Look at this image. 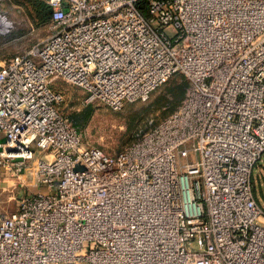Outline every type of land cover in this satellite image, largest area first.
I'll list each match as a JSON object with an SVG mask.
<instances>
[{
  "label": "built area",
  "instance_id": "1",
  "mask_svg": "<svg viewBox=\"0 0 264 264\" xmlns=\"http://www.w3.org/2000/svg\"><path fill=\"white\" fill-rule=\"evenodd\" d=\"M36 1L52 31L0 66V170L38 188L8 212L0 185V264H264V0ZM177 77L178 106L115 155L54 87L119 111Z\"/></svg>",
  "mask_w": 264,
  "mask_h": 264
},
{
  "label": "rangeland",
  "instance_id": "2",
  "mask_svg": "<svg viewBox=\"0 0 264 264\" xmlns=\"http://www.w3.org/2000/svg\"><path fill=\"white\" fill-rule=\"evenodd\" d=\"M42 14L33 0H0V66L13 56L30 51L51 33V19L43 21ZM165 31L170 36L175 34L172 27ZM177 79L179 82L182 80ZM54 84L64 97L61 111L75 123L86 143L100 147L111 155L132 144L150 120L163 118L164 111L171 107L162 97L166 86L155 91L147 101L129 103L123 109L114 111L99 102H89L81 88L61 80ZM89 108L91 112L86 115ZM254 182L257 199L264 208V157L256 167ZM0 185L4 189L2 209L8 212L15 211L17 197L25 187L31 190L38 188L29 174L17 182L1 170Z\"/></svg>",
  "mask_w": 264,
  "mask_h": 264
},
{
  "label": "trees",
  "instance_id": "3",
  "mask_svg": "<svg viewBox=\"0 0 264 264\" xmlns=\"http://www.w3.org/2000/svg\"><path fill=\"white\" fill-rule=\"evenodd\" d=\"M33 1L37 4L40 11L43 13L42 20L43 21L50 20L52 15L51 9L42 2L36 0ZM180 79L182 80L179 82L177 78H174L166 85L165 92L162 95V97H164L163 99L164 101H166L165 103L171 107L170 110L164 111V116L168 115L171 111H173L184 97L185 90L187 87V82L183 77ZM90 112H91V108L88 109L86 115H89Z\"/></svg>",
  "mask_w": 264,
  "mask_h": 264
}]
</instances>
